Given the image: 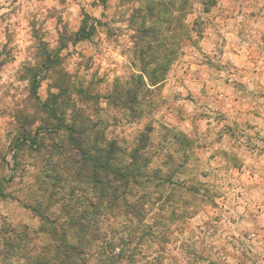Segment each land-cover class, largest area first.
<instances>
[{"label": "rangeland", "instance_id": "rangeland-1", "mask_svg": "<svg viewBox=\"0 0 264 264\" xmlns=\"http://www.w3.org/2000/svg\"><path fill=\"white\" fill-rule=\"evenodd\" d=\"M151 3L166 7V0L161 7ZM189 4L190 13H183ZM145 5L0 0V249L4 234L13 241V230L23 226L37 235L29 245L47 239L38 231L41 217L30 208L41 198L44 157L11 142L14 112L26 108L30 95L29 69L40 68L39 55L46 52L60 56L58 67L76 85L92 83L101 96L132 74L148 83L152 65L139 63L134 30ZM174 7L179 10L174 22L184 23L189 34L179 42L175 60H162L165 74L148 112L139 121L102 97L95 100L112 134L127 142L146 123L152 125L148 172L159 170L157 183L159 176L168 178L160 187L149 186L140 221L128 228L113 223L109 230L135 234L130 246L140 251L138 264H264V32L254 27L264 21V0H215L208 10L200 0H176ZM160 21L146 23L164 24ZM84 22L86 29L95 27L88 38L75 40ZM45 74L37 88L40 100L55 90ZM50 210L57 214L59 204L54 201ZM147 224L152 235H145Z\"/></svg>", "mask_w": 264, "mask_h": 264}, {"label": "trees", "instance_id": "trees-1", "mask_svg": "<svg viewBox=\"0 0 264 264\" xmlns=\"http://www.w3.org/2000/svg\"><path fill=\"white\" fill-rule=\"evenodd\" d=\"M143 1L146 5L142 19L134 26L138 46L135 51L139 63L152 65L148 83L132 74L101 96L92 83L76 85L72 75L58 67L60 56L51 57L46 52L39 55L40 68L29 69L30 95L26 108L14 112L11 142L17 148L27 145L44 157L41 198L30 208L41 217L38 231L47 239L41 246L29 245L37 235L30 236L25 226L23 231L13 230V241L4 234L0 264H138L135 254L140 251L130 246L135 234L129 231L124 236L109 229L113 223L128 228L135 220L140 221L147 212L144 205L150 196L149 186L160 187L168 178L159 176L157 183L159 170L155 169L154 175L148 172L152 125L146 123L127 142L112 134L110 120L99 114L101 108L95 100L102 97L113 110L140 121L148 112L147 105L151 107L150 96L165 74L160 69L162 60H175L179 42L189 34L184 23L178 19L174 22L179 11L174 7L176 0H166L164 8L162 0H152L159 9L152 6L151 0ZM182 1L188 4L193 0ZM200 3L208 10L215 0ZM188 6L189 10L183 13H190L192 4ZM153 17L164 24H147V19ZM83 24L75 40L88 38L95 27L91 23L86 29ZM45 73L52 77L55 90L40 100L37 88ZM184 141L182 136L183 148L187 146ZM139 190L142 194L137 197ZM54 201L59 204L57 214L50 210ZM105 226L111 237L106 234L107 229L102 231ZM147 227L145 235H152L148 224ZM98 241L101 243L95 246Z\"/></svg>", "mask_w": 264, "mask_h": 264}, {"label": "crops", "instance_id": "crops-1", "mask_svg": "<svg viewBox=\"0 0 264 264\" xmlns=\"http://www.w3.org/2000/svg\"><path fill=\"white\" fill-rule=\"evenodd\" d=\"M254 27H259V28H257V29H261V31L262 32H264V21H262V24L261 25H256V26H254ZM257 29L255 28L254 29V32H256L257 31ZM256 30V31H255ZM252 41H254V39H251ZM246 115H247V117H248V114L247 113H245ZM237 116V115H236ZM233 119H236V118H233ZM248 119V118H247ZM244 122H245V120H244ZM262 133H263V131H262ZM260 135H262L261 133H260ZM260 142H262V143H264V141L262 140V141H260ZM263 147V146H262ZM261 155H263L264 156V151H262V153H261ZM245 168H246V170H252V167L250 166V165H246L245 166ZM253 175H256V173H252Z\"/></svg>", "mask_w": 264, "mask_h": 264}]
</instances>
